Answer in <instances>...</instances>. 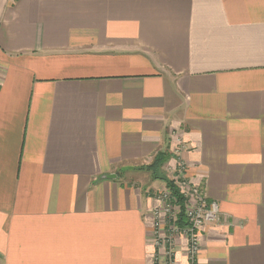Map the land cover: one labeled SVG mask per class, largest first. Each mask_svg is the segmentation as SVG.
Masks as SVG:
<instances>
[{
    "label": "crops",
    "instance_id": "crops-1",
    "mask_svg": "<svg viewBox=\"0 0 264 264\" xmlns=\"http://www.w3.org/2000/svg\"><path fill=\"white\" fill-rule=\"evenodd\" d=\"M160 152L264 264V0H0V264H154Z\"/></svg>",
    "mask_w": 264,
    "mask_h": 264
},
{
    "label": "built area",
    "instance_id": "built-area-1",
    "mask_svg": "<svg viewBox=\"0 0 264 264\" xmlns=\"http://www.w3.org/2000/svg\"><path fill=\"white\" fill-rule=\"evenodd\" d=\"M175 153L183 150V143L180 138L176 139ZM180 171L173 178L181 194L186 200L185 227L179 224L177 208H180L177 200L173 198L170 190L160 192L158 195L159 205L153 209V238L155 253L153 263L178 264L175 257V248L178 244L185 246L187 264H198V253L200 251L199 234L203 227L213 223L219 216V205L210 201L201 186L190 183L183 175V165L179 166ZM181 212V211H180ZM180 235L178 238L177 236ZM182 240V241H181Z\"/></svg>",
    "mask_w": 264,
    "mask_h": 264
},
{
    "label": "rangeland",
    "instance_id": "rangeland-1",
    "mask_svg": "<svg viewBox=\"0 0 264 264\" xmlns=\"http://www.w3.org/2000/svg\"><path fill=\"white\" fill-rule=\"evenodd\" d=\"M152 164V163H151ZM150 164L144 166V167H141L139 169L138 172H136V174L132 175V177H129V178H135L139 180V183H143V184H147L151 181H154L155 183L159 184V188H152L150 189V193L154 196V195H159L160 192H164L165 190H169L167 188V183L165 182L164 178H170V179H173L174 177V173H175V170H174V167L172 166V164L170 162H167L166 165L164 167H162L159 171L155 172L153 174L152 171L148 170L147 167L149 166ZM123 176V178L125 179H128V177L125 176L124 173L121 174ZM141 177L145 178V179H142ZM165 186V187H164ZM156 193V194H155ZM179 204V203H178ZM180 206V204H179ZM156 207V206H155ZM177 213L178 215L180 216V211L182 210L181 207L180 208H177ZM185 210V208H184ZM185 213V212H184ZM184 217H185V214H184ZM180 235L177 236V238L179 237Z\"/></svg>",
    "mask_w": 264,
    "mask_h": 264
},
{
    "label": "trees",
    "instance_id": "trees-1",
    "mask_svg": "<svg viewBox=\"0 0 264 264\" xmlns=\"http://www.w3.org/2000/svg\"><path fill=\"white\" fill-rule=\"evenodd\" d=\"M171 157V154L169 152H160L156 155L154 161L152 162V164H150L147 169L152 171L153 174L157 171H159L162 167H164L166 165V163L169 161ZM165 182L167 183V188L170 190V192L172 193L173 198H175L177 200V202L180 204L181 207V212H180V216H179V224L182 227H185L187 225V220L184 217V208H185V203L186 200L183 197V195L181 194L179 188L177 187V185L175 184V181L173 179L170 178H164Z\"/></svg>",
    "mask_w": 264,
    "mask_h": 264
},
{
    "label": "water",
    "instance_id": "water-1",
    "mask_svg": "<svg viewBox=\"0 0 264 264\" xmlns=\"http://www.w3.org/2000/svg\"><path fill=\"white\" fill-rule=\"evenodd\" d=\"M107 177H111V178H116L117 177V175H109V176H107Z\"/></svg>",
    "mask_w": 264,
    "mask_h": 264
}]
</instances>
